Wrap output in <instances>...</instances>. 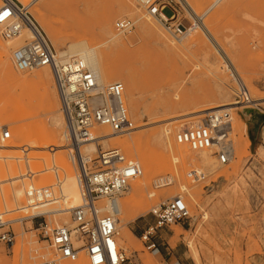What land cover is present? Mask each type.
Instances as JSON below:
<instances>
[{"label": "rangeland", "instance_id": "1", "mask_svg": "<svg viewBox=\"0 0 264 264\" xmlns=\"http://www.w3.org/2000/svg\"><path fill=\"white\" fill-rule=\"evenodd\" d=\"M127 1L135 6L134 12L140 13L143 20L149 19V24L175 46L179 45V48L168 47L153 29L139 31L138 18L133 13L117 15L120 0H28L29 4L24 8L35 22L37 18L48 20L60 36V45H55L53 37L40 27L55 56L57 47L67 48L74 39H84L99 51L103 65L124 67L125 77H132L135 83L132 97L137 99L144 115L140 116L130 106L131 95L127 92V83L119 80L124 87V105L133 128L115 135L123 137L142 134L138 147L132 146L131 155L127 149L116 146L114 140L109 141L116 145H97L98 149L116 146L124 155L125 162L136 161L141 168L140 176L129 181V186L118 200L120 206L133 193L131 184L138 179L141 181L140 194L136 196L137 206L124 226L127 228V239L135 249L133 258H128L125 264H196L190 250L197 252L201 264H264V0H219L216 3L206 0L199 6H193L197 8L196 18L178 0H170L177 21L185 27V31L188 30L180 40L146 14L139 2ZM103 13L112 14L111 29L122 39L124 45L106 42L99 30ZM163 14L170 15L171 9L165 8ZM122 18L133 22L132 29L127 33H119L114 28V22ZM21 33L15 38L19 45L26 40L23 30ZM13 38L4 39L0 34V41L4 45L8 42L6 49L9 56L19 46L11 47L10 40ZM220 44L228 52L239 76L232 73L222 58L218 51ZM240 81L251 92V97L245 96L243 101L238 102L235 94ZM30 88V103L17 107L12 101L17 91L7 87L0 78V196L4 194L2 199L5 198L8 202H12L14 194L7 177L11 179L16 166V181L20 184L25 181L24 184L31 185L35 192L39 187L55 183V171L61 175L65 173L63 177L59 176L61 188L65 189L63 179L69 173L66 172L68 168L65 161L71 166L73 182L77 174V168L72 166L70 159V153L74 151L69 150L70 145L65 138L61 139L64 121L57 131V142L62 146L57 148L50 144L51 124L43 99L44 90L35 84ZM51 89L49 87V91ZM53 89L57 112L61 114L54 82ZM222 90L228 92L224 100L213 97ZM224 103L227 106L217 109H223L230 115L234 158L228 164L216 167L214 172L206 173L204 180L192 181L187 172L201 166L198 161H191L194 152L186 145L176 142L177 151L172 154L167 150V143L163 139L159 148L161 156L155 149L159 146L155 140L156 131L166 127V140L174 143L175 133L186 127H178L185 121V117L196 114L198 117L187 120L199 122L204 113L213 110L154 123L153 121L161 118L160 115L152 113L149 117L151 120H148L146 111L152 106L163 104L182 106V112H186ZM179 110V107L176 108L177 113H181ZM20 127L25 129L22 138L18 135ZM6 129L9 137L2 139L1 133ZM97 151L92 153L91 159L96 157ZM52 153L57 157L61 154L65 159L60 160L66 165L61 166L62 170L54 161ZM173 155L176 157L174 163L171 160ZM28 157L31 158L27 159ZM31 159L35 161L33 170L36 173L30 171L31 162L27 164ZM165 161L168 162L166 169L150 172L148 179L144 181V167L158 166ZM26 178L30 180L27 182ZM161 178L169 179V182H160ZM17 182L12 184L20 185ZM53 193L56 194L55 197H59L57 202L44 206L62 209L64 203L56 187ZM176 195L184 200L190 218L183 224L176 223L162 228L158 232L156 248L146 249L140 234L153 221L149 210ZM2 199L0 214L3 220L23 217L31 212L26 207L29 201L21 202L20 205L26 206L19 208V211L15 205L14 209L6 207ZM75 203H79V195ZM60 211L47 216L50 227L69 223L68 212L64 216ZM10 227L15 234L14 243L11 248L0 243V264H43L53 258L52 250L38 237L35 225L32 226L29 220L14 221ZM121 228L116 227V238L120 236ZM186 239L191 240V247L186 246ZM78 259L89 264L83 252L79 253ZM62 262L71 261L62 260L58 264Z\"/></svg>", "mask_w": 264, "mask_h": 264}, {"label": "built area", "instance_id": "2", "mask_svg": "<svg viewBox=\"0 0 264 264\" xmlns=\"http://www.w3.org/2000/svg\"><path fill=\"white\" fill-rule=\"evenodd\" d=\"M146 14L154 18L172 36L179 38L185 27L177 21L175 9L170 0H136ZM219 0H213V2ZM165 8L171 14H163ZM133 27L128 18L118 19L114 28L119 33H127ZM24 28H31L32 38L26 39L11 52V61L16 70H28L48 66L58 90L62 110L72 133L69 145L73 151L74 142H86L96 139L93 130L97 125H106L113 132L133 128L123 102L124 87L119 81L99 87L88 67L78 58L56 61L53 50L45 36L37 31L27 16L26 9L15 0H0V34L4 39L20 36ZM245 88L238 85L235 97L238 102L244 100ZM231 118L226 111H209L197 124L184 127L174 135L178 144L186 145L190 150L199 152L209 150L218 165H226L234 158L232 144ZM9 132H2L7 139ZM77 182L81 197L80 204L67 210L69 223L50 227L47 216L56 209L36 212L43 203L57 202L53 190L56 187L61 196V179L55 171V183L40 187L33 201L26 205L30 214L16 219L3 220L0 214V243L11 248L15 234L10 225L14 221L29 220L35 225L38 237L46 242L53 252V258L43 264H58L62 260L75 261L83 252L89 264H125L128 258L116 244V219L119 214V198L129 186V181L140 176L141 168L137 163L125 162L118 148L98 149L97 155L89 162L79 160ZM57 168V167H55ZM192 181H202L205 173L202 169L187 172ZM160 182H169L161 178ZM60 211V209H58ZM53 211V212H52ZM153 221L145 226L140 239L146 249L157 246L158 232L171 224H183L190 218L188 208L180 195L153 206L149 210Z\"/></svg>", "mask_w": 264, "mask_h": 264}, {"label": "bare ground", "instance_id": "3", "mask_svg": "<svg viewBox=\"0 0 264 264\" xmlns=\"http://www.w3.org/2000/svg\"><path fill=\"white\" fill-rule=\"evenodd\" d=\"M15 1H16V3H18V2L22 3L23 6L21 4L20 5L23 8H27V6L29 4L28 0H15ZM178 1L181 4H183V6L188 10V12L194 18H196L197 17V12H196L197 8L193 7V6H195V5L199 6V5L203 4V3H205L206 0H178ZM216 2L217 1H215L214 3H216ZM214 3H212V4H214ZM134 8H135V6L131 5L127 0H120L119 6H118V9H117V15H119V16H121L122 14L131 15L133 13L138 18L137 28H138L139 31H146V30L153 29L156 32V34L162 40H164V43L168 47L173 48V49L179 48V45L175 46L173 43H171L169 41V39L165 38L163 36V34L157 28H155L151 24H149L147 22V21H149V19H146V20L144 19L143 20L140 17L141 16L140 13L134 12ZM36 9L37 8H35V10ZM27 16L29 17L32 25L34 26V28L37 31H39L42 35H44L43 32L41 31V28L46 29L48 31V33L53 37V40H52L53 43L55 45H60V43H61L60 36H58V33L54 31L53 26L51 25V23L48 20H45L44 18H37L36 19L37 23H36L35 20L30 16L29 13H27ZM112 17L113 16L110 13H103L102 16L100 17L99 30L105 36V38H106L105 40L109 44H114V45L123 44L124 45L125 43L122 41V39L119 38V36L117 37L116 34H114L112 29H111ZM23 33L25 34V36H26L25 38L26 39H31L32 38L33 31H32L31 28H24L23 29ZM187 33H188V30H186L183 33L182 37L185 36ZM15 38H17V37H14L12 40H10L11 47H16L17 45H19L18 39H15ZM180 38L181 37H179L177 40H180ZM20 43H21V41H20ZM6 44L8 45V42H6ZM7 45H4L0 41V78L6 84L7 87L15 89L17 91L16 95L12 99L13 105L18 107V106L29 104L30 101H31V98H32V94H31V91H30L31 88L30 87L32 85H34V84L37 85V86H41L43 88V90H44L43 99L45 100V103L47 105V109H48V112H49V120H50V124H51V131L49 133L50 144L52 143L54 146H57V148L59 146L61 147L62 145L57 142V140H58L57 139V137H58L57 131H58L59 127H61V125L63 124L62 123L63 121H64V125H63L64 129L62 131L61 139L65 138V140L67 142H69L70 137H72V133H71V131L69 129V126H68V123H67L66 114L62 110L61 102H60L59 95H58L57 86H56V83H55V79L53 78V75H52L49 67L48 66H41V67H37L36 69L32 68V69L23 70V71L16 70L14 67H12L13 65H11V63H12V61L10 62V60H11L10 57L11 56L8 55V52H7V49H6V47H8ZM56 51H57V55L56 56L54 55V52H53V55H54V58H55L56 61L63 62V61H66V60H68L69 58H72V57H75V58H78L79 60H81L88 67V69L91 71V73L93 74L97 85L99 87H101V88L106 86L107 84L115 82V81H119V80L124 81V82L126 81V83H127V92L129 93V95H131V98H130V101H129L130 102V106L132 108H134L137 111L136 113H138L140 116L144 115L143 110H140V106H139V104L137 102V99L132 97L133 94H134V90H135V83H134L132 77L130 79L125 77V68L124 67H117V66H111L110 67V66L103 65L101 63V54L99 53V51L96 50L94 45L86 43L84 39H77V40L74 39L73 42L69 43L67 48L57 47ZM218 51L220 52L222 58H224L225 63L231 69L232 73H234L236 76L237 75L239 76V74H238L239 71L236 70V68L234 67V65L232 63L231 58L227 54L228 52L221 46V44L218 45ZM128 77H129V75H128ZM53 82H54V86H55V89H56V92H57L61 114L59 112H57L58 111L57 110V102H56L54 91H53L54 90L53 89ZM240 82H241V84H240L241 89L245 88V90H243L242 92H244L246 97H251V92L246 88L245 84L242 81H240ZM49 87L52 88L51 91H49ZM227 96H228V92L226 90H222V91H218L216 94H214L213 97L216 98V99L218 98V99H220L222 101ZM123 102H124V94H123ZM222 106L225 107V106H227V104L226 103L218 104V105H214V106H210V107L206 106V108L205 107L204 108H200V110L196 109V110H191V111H186V112H182V111H184L182 106H178L180 108L179 111H181V113H177L176 108H178V107H176V105L163 104V105H160V106H152V108L149 109V111H146V115L148 116V120H151L149 117H150V115L152 113L159 114L161 118L159 117L160 119H158L157 121H153V123H154V122H158V121L169 120L171 118H175V117H178V116L199 113L201 111H208V110H213L215 112L223 111V109H217L218 107L220 108ZM195 116H197V115L195 114V115H191V116L185 117V119H184L185 121L180 126L178 125V127H184V126L190 127V126H192L194 124H197L198 121L196 122L195 120H187V119H190V118H194ZM149 123H151V121H149ZM97 126H99V127L96 128V130H95V128L93 130V132H94L93 134L95 135L96 139H94L92 141H86V142L85 141L84 142H80V141L79 142H74L73 141L74 145H72V147L74 146V150H73L74 152H72V153L69 152L70 153V159H71V162H72V166L73 165L76 166V164H77V162H79V160H82L83 162H86V161L89 162L91 160L90 156L92 155V153L97 151V149H98L97 145L99 143L102 145V147H105V146H107L109 144L110 145H116L117 144L116 146H120V147H123V148L127 149V151H129V153L132 155V146H135L137 148L138 147L137 144H138L139 140H141L140 138H141L142 134H134V135L123 136V137H121L119 135L120 137H117V135H115L116 133L113 132L112 130H110L108 126H106V125H97ZM36 127H37V125H36ZM36 127H34V128H36ZM24 131H25L24 127H20V129L18 130V135H19L20 138H22L24 136V134H25ZM12 132H13V129H12ZM167 133H168V129L166 127H165L164 130L159 129L158 131H156L155 140L158 141L159 146H158V148H155V149L157 150V152L161 156H162V152H161V150L159 151V148L163 144L162 143L163 139H165V142L167 143V148H168L167 150H169L172 154L176 153V151H177L176 141H174V143H171V142L167 141L168 139L166 140ZM1 135H2V133H1ZM14 136H15V132H13V137ZM109 140H114V142L116 144H112ZM65 144H66V142H65ZM6 145H4V147H6ZM116 146L106 147L103 150H106L108 148H117ZM188 149L190 150L189 147H188ZM69 150H71V149H69ZM57 151H59V150H57ZM192 152H194V151H192ZM53 153H54V151H53ZM53 153H52V155H53ZM136 153H137V156L140 157V153H139L138 150H136ZM182 153H184V152H182ZM172 157H173V159H171V160H173V163H174V161L176 160V157L174 155ZM29 158H31V157H28L27 159H29ZM34 158H36V157L34 156ZM53 158L55 159V160L54 159L53 160L56 162V164H58V166L60 165V168H61L62 165H64V162H62V161H64L65 159H63L61 154H60V156H58V157L54 156ZM32 159L27 161V164L29 162H31V163H29L30 166H31L30 168H32L30 171L32 173H36L33 170V169H35V161H33ZM56 160H58V161H56ZM60 160H62V161H60ZM191 161H198L200 163V165H201L198 168L202 169L205 174L206 173L207 174L212 173V172H214L216 170V167L221 166V165H218V163L216 162L215 158L213 156H211L209 150H203V151H199V152H194V155L192 154V156H191ZM133 162L137 163L139 165L138 162H136V161H133ZM14 164H15V162H14ZM65 164L67 165V168H68L67 169L68 171H66V170L65 171L69 172V173L63 179L64 182H65V184H64L65 185V189H63L64 187L61 188L62 189L61 190V198H62V201L64 203V207L62 209H60L61 210L60 212H62L61 214H63L64 216L67 215V210L69 208H71L73 206H76V205L80 204V202H81V197H80V192H79V185H78V182H77V174L74 177V182H75V184H74V182H73V174H71V170H72L71 166L66 161H65ZM66 165H64V166H66ZM18 167H20V166H18ZM139 167H140V165H139ZM167 167H168V162H166V161L163 164L158 165V166L155 165V166H151V167H144L143 168V179H144V181H146L148 179V176H149L150 172H154V171H157V170H163V169H166ZM62 168H61V170H62ZM76 168H77V166H76ZM20 170L23 171L24 169H20ZM13 172H14V173H12L13 175L12 176L10 175L11 179H9L7 177V180H9V182L11 183V188L10 189H12V193L14 194L13 200H12V202H8V201L5 200V198L2 199V195H4V194H1L0 201L2 199V201L6 204V207L7 206H11L13 208L14 205H15L16 208L22 209L26 205H20V203L23 202V201H31V200H33L34 196H32V195L34 193L36 195L37 191L36 192L33 191L32 190V186L28 185V183H27V186H26L24 184L25 181H23L24 179H21V181H23V183H21V184L16 181V180H18L17 179L18 176H17V173H16L17 172V166H16V169ZM63 175L59 174L60 178H61V176L63 177ZM23 178H25V177H23ZM28 178H26V179H28ZM29 180L30 179H28L27 182ZM13 182H17L20 185L14 186L15 184H12ZM42 185H44V182H43ZM131 188L133 190V193L123 201V204H120V206H119V215H118V218H117V221H116V227L119 226V227H122V228H121L120 236L117 237L115 239V241H116L117 246H119V247H121L123 249V252H124V254L126 255L127 258H133V256H134L133 253L135 252V249H133L131 247V244L129 243V241L127 239V230H126L127 228L125 229L124 226H125L127 220L130 218L132 211L137 206V203H138L137 200L138 199L136 198V196L140 194L139 191L141 189V181L139 179L137 181H134L131 184ZM77 192H78V194H77ZM56 194L58 195L57 192H56ZM78 195H79V203H75V202L78 201ZM73 203L76 204V205H73ZM1 204L2 203L0 202V205ZM45 204L46 203H43L42 205L37 206L36 208H39V209L36 212H38V213L40 211L41 212H45L48 209L47 207L44 206ZM20 209H19V211H20ZM56 211L58 212L59 210L56 209ZM14 214H16V213H14ZM63 221H65V218H64ZM118 222L120 224H118ZM185 243H186L187 247H191L192 246L191 240H189V239H186ZM190 252L193 255L194 259L196 260V264H201L197 252L195 250H190ZM60 264H85V263L81 259H78V260L76 259L75 261L62 262Z\"/></svg>", "mask_w": 264, "mask_h": 264}]
</instances>
